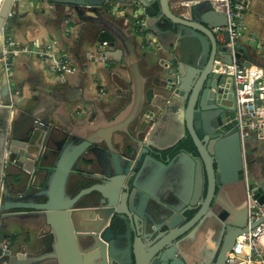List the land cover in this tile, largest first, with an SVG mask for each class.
I'll use <instances>...</instances> for the list:
<instances>
[{"label": "water", "instance_id": "1", "mask_svg": "<svg viewBox=\"0 0 264 264\" xmlns=\"http://www.w3.org/2000/svg\"><path fill=\"white\" fill-rule=\"evenodd\" d=\"M13 2L0 4V43ZM50 2L59 21L75 25L77 46L95 56L102 47L118 49L114 67L118 78L128 69L129 101L109 118L111 98L94 108L61 88L51 94H68L64 104L33 92L21 106L18 86L0 68V111L11 100L18 105L0 144V264H227L235 238L263 220L248 223L249 204L244 215L235 209L234 159L248 176V202L250 191L263 204L264 140L258 153L252 136L243 147L233 79L216 71L215 60L232 62L228 31L214 30L226 25L225 14L206 1L190 16L174 11L170 0ZM235 49L244 66L256 63L257 51L240 39ZM165 119L182 135L156 136ZM173 165L180 172L165 186L162 170ZM72 173L100 181L73 194Z\"/></svg>", "mask_w": 264, "mask_h": 264}, {"label": "crops", "instance_id": "2", "mask_svg": "<svg viewBox=\"0 0 264 264\" xmlns=\"http://www.w3.org/2000/svg\"><path fill=\"white\" fill-rule=\"evenodd\" d=\"M51 6L50 0H14L11 7L14 13L9 17H12L13 20L11 21L8 18L4 30L17 43L28 45L34 51L49 44H54L53 54L55 56L69 57L80 70L59 75L52 73L49 70L50 64L48 60L42 59L36 52L21 53L15 56L12 59L11 74L7 78L10 86H18L17 89L20 90V96L15 97L17 103L24 106L35 93L40 95L43 102H51V99H53L64 104L67 100L63 95L65 94L64 92L61 91L62 93L58 94H51V92L61 88H69L72 92H78L80 100L86 99L84 100L85 103L94 108L100 106V104L102 105L101 102H99L100 104L98 103L99 99L106 101L111 98L115 107L112 113H109V118L112 117L129 101V85L131 81L128 69L124 66L123 77L118 78L116 70L119 71V69L114 67L116 59L122 57L121 54L118 49H105L103 51L102 47L99 55L88 60L86 55L88 52H93V48L77 46L78 35L75 25L71 22L64 24V22L59 21L56 12ZM206 11L207 9H204V12ZM118 13L121 14L122 9H119ZM187 16H190V14ZM65 28H68V30H65ZM217 38L222 41L221 36L219 37L218 35ZM240 41L251 47L252 52L257 51L258 59L254 64L264 68V0H249V6L243 16ZM253 41L256 43L255 46L251 44ZM137 50L142 71L149 76L150 70L147 66L145 50L142 47H138ZM109 68H112V71H109ZM50 83L52 84L50 85ZM15 92L17 91L12 92L11 97L15 96ZM6 107V109L0 111V144L6 118L8 123L11 122L15 114H18V109L16 108L18 105L13 101L8 103ZM149 112H145L144 118H148ZM158 123L160 125H158L156 136L170 141L175 139L176 135H182L181 130L177 129V125L169 119ZM260 141V138L256 135L251 138V146L254 150L257 149V153L259 152L258 145L260 147ZM53 160L54 156L52 155L49 161ZM170 167L167 166L162 170L166 177L165 186L173 182L172 175L180 172L178 165H173V168ZM83 183L86 185L89 181H83ZM224 200L231 208L233 201L230 200L228 195H225Z\"/></svg>", "mask_w": 264, "mask_h": 264}, {"label": "built area", "instance_id": "3", "mask_svg": "<svg viewBox=\"0 0 264 264\" xmlns=\"http://www.w3.org/2000/svg\"><path fill=\"white\" fill-rule=\"evenodd\" d=\"M204 1L208 2L213 9L224 13L227 19L226 25L215 27L214 30L217 32L220 30L228 31L232 49V62L225 63L215 60V64L220 66L216 71L225 73L233 79L236 94L237 127L245 148L246 137L256 135L260 140H264V113L262 107L260 109V106L256 103L259 97L257 91L262 95L264 101V80L262 79L264 69L258 64L244 66L242 61L235 57L237 51L235 47L238 39H240L243 16L249 6V0H170V3L173 10L187 16L194 4ZM1 2L2 0H0V4ZM13 13L14 11L11 8L8 17L12 16ZM143 23L142 20H139L140 25H143ZM6 24H4V27ZM65 30H68V28H65ZM218 35L222 38L220 33ZM53 47L54 44H49L34 51L28 45L17 43L5 32L0 43V68L8 77L11 74L12 59L15 56L21 53L36 52L39 57L48 60L49 70L52 73L63 75L66 72H74L78 69L69 57L55 56L52 52ZM94 56V52H89L86 58L92 59ZM16 94L17 92H15ZM34 184L35 178L33 177L32 185ZM248 196V223L251 224L261 216H263V220L255 227L236 237L235 243L228 253L227 264H264V242L260 239V234L264 231V204L257 203L252 198L250 191H248Z\"/></svg>", "mask_w": 264, "mask_h": 264}, {"label": "flooded vegetation", "instance_id": "4", "mask_svg": "<svg viewBox=\"0 0 264 264\" xmlns=\"http://www.w3.org/2000/svg\"><path fill=\"white\" fill-rule=\"evenodd\" d=\"M102 161L99 160L98 162V167H101ZM234 168H235V175L238 178L237 182L239 183L236 187L237 190V195H236V199H235V209L241 214H245L247 212V208H248V200L246 197V191H245V186H244V182L242 181V177L245 178V175L247 176V173H245V171H241V168L238 169V162L236 161V159H234ZM247 172L249 173V171L247 170ZM248 177V176H247ZM86 179H90L89 177H86ZM80 181H82V177L78 174V173H72L70 180H69V184H68V191L70 193L75 194L79 189H81V185H79ZM100 181L99 178H91V184L94 182ZM37 183V182H36ZM34 184L33 187H37V184ZM90 185V182L84 186ZM234 187V188H235ZM206 217V216H205ZM206 222V220H205ZM203 222V224L205 223ZM224 255V253H223ZM228 255V253H227ZM112 264H119L117 262H113Z\"/></svg>", "mask_w": 264, "mask_h": 264}, {"label": "bare ground", "instance_id": "5", "mask_svg": "<svg viewBox=\"0 0 264 264\" xmlns=\"http://www.w3.org/2000/svg\"><path fill=\"white\" fill-rule=\"evenodd\" d=\"M263 235H264V231L260 234V239H261L262 241H263V239H264V238L262 237Z\"/></svg>", "mask_w": 264, "mask_h": 264}, {"label": "trees", "instance_id": "6", "mask_svg": "<svg viewBox=\"0 0 264 264\" xmlns=\"http://www.w3.org/2000/svg\"><path fill=\"white\" fill-rule=\"evenodd\" d=\"M83 181H80L79 185L84 186L85 184L83 183Z\"/></svg>", "mask_w": 264, "mask_h": 264}, {"label": "clouds", "instance_id": "7", "mask_svg": "<svg viewBox=\"0 0 264 264\" xmlns=\"http://www.w3.org/2000/svg\"><path fill=\"white\" fill-rule=\"evenodd\" d=\"M170 5H171V3H170ZM245 147H246V146H245ZM263 204H264V203H263ZM252 223H253V222H252ZM235 240H236V238H235ZM234 243H235V242H234ZM233 245H234V244H233ZM232 247H233V246H232ZM229 252H230V251H229ZM229 252H228V253H229ZM227 256H228V255H227Z\"/></svg>", "mask_w": 264, "mask_h": 264}, {"label": "rangeland", "instance_id": "8", "mask_svg": "<svg viewBox=\"0 0 264 264\" xmlns=\"http://www.w3.org/2000/svg\"><path fill=\"white\" fill-rule=\"evenodd\" d=\"M262 237L264 238V235Z\"/></svg>", "mask_w": 264, "mask_h": 264}]
</instances>
